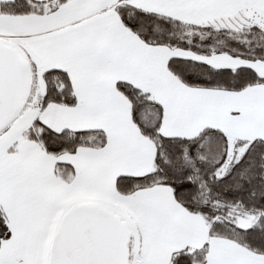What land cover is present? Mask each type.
I'll list each match as a JSON object with an SVG mask.
<instances>
[{
	"label": "crops",
	"instance_id": "obj_1",
	"mask_svg": "<svg viewBox=\"0 0 264 264\" xmlns=\"http://www.w3.org/2000/svg\"><path fill=\"white\" fill-rule=\"evenodd\" d=\"M118 5L194 27L230 33L258 31L264 37V0H67L41 14L0 15V44L14 51L30 72L25 98L33 78L39 85L36 120L54 133L99 131L105 136L102 148L80 147L73 153L51 156L28 130L31 123L8 145L0 146V209L12 228L10 238H15L27 223L26 217L32 219L33 198L50 186L57 191V208L50 226L44 229L45 255L50 231H54L63 213L77 206H95L118 215L132 196H138V206L130 211L134 210L143 223V216L148 213L138 208L145 197L152 195L162 200V210L153 213L152 229L171 233L169 238L174 243L182 238L178 244L181 250L207 246L204 264L264 263V255H250L232 241L209 236L205 218L181 207L167 186L126 196L119 194L115 186L120 177L149 174L155 158L153 142L141 135L133 123L131 105L117 91V83L131 85L160 106L161 136L194 139L203 131L212 130L226 139L231 159H236L246 144L264 141V84L238 92L193 88L171 74L167 63L181 59L214 69L248 68L264 78V60L225 53L198 55L148 45L123 25L116 12ZM52 70L68 76L74 106L49 103L41 107L45 93L42 76ZM242 143L245 146L239 145ZM57 166L67 168L65 177L57 173ZM175 231L182 235L177 236ZM137 263L144 262L141 258Z\"/></svg>",
	"mask_w": 264,
	"mask_h": 264
},
{
	"label": "trees",
	"instance_id": "obj_2",
	"mask_svg": "<svg viewBox=\"0 0 264 264\" xmlns=\"http://www.w3.org/2000/svg\"><path fill=\"white\" fill-rule=\"evenodd\" d=\"M66 1L0 2V15L41 14ZM116 12L123 25L148 45L187 50L198 55L225 53L247 60H264V37L261 38L258 31L230 33L211 27L199 28L127 5H118ZM167 68L183 84L193 88L238 92L264 84V78L248 68L214 69L201 62L181 59H170ZM42 80L45 93L41 107L49 103L75 105L71 83L65 73L48 71ZM116 89L129 101L132 121L141 135L155 146L154 169L142 177L118 178L117 192L126 196L154 186H167L181 207L205 218L209 236L232 241L264 255V141L246 144L243 153L230 160L228 170L218 175L217 171L228 157V143L222 135L205 130L194 139L165 138L159 133L160 106L127 83H117ZM28 130L51 156L73 153L80 147L102 148L105 144V136L99 131L54 133L37 120ZM239 145L245 146L244 143ZM216 146L218 150L214 149ZM67 171L66 167L57 166V173L62 177ZM236 211L255 214L257 223L248 229L239 228L235 222ZM9 238L10 229L0 209V244ZM206 256L205 245L194 251L181 250L172 255L170 264H204Z\"/></svg>",
	"mask_w": 264,
	"mask_h": 264
},
{
	"label": "rangeland",
	"instance_id": "obj_3",
	"mask_svg": "<svg viewBox=\"0 0 264 264\" xmlns=\"http://www.w3.org/2000/svg\"><path fill=\"white\" fill-rule=\"evenodd\" d=\"M199 35L202 36V34ZM38 91L39 85L36 79L33 78L28 96L26 98L24 97L22 101V108H20L11 121L0 130V146H3L4 144L8 145L17 133L24 131V129L36 120L35 111L39 105V98H37ZM218 142L220 143V141ZM214 149L218 150L219 148L216 146ZM231 157L232 154L230 153V149H228L227 163L217 171L218 175L228 170V160L231 159ZM166 189L168 193L171 191L169 187H166ZM56 196L57 191L50 186L46 191L43 190L42 195H37L33 198L31 212L32 219L26 217L27 223L24 224L21 230H18L15 238L12 235L9 240L1 242L0 264H48L52 237L61 219H59V222H57L54 227V231H50L51 234L49 235L48 240H50V238L51 240L49 242V249H47V255H45L46 249L44 245L47 238L44 236V229L47 228V226H50L48 223L51 220V215L57 208ZM137 197L138 196H132L127 202V208L125 207V209H122V212L119 211L121 217H119V214L115 215L113 211L102 209L100 207L96 208L111 213L124 226L127 233L128 264H138L137 261L141 258L144 262L143 264H170L172 255L181 251L182 247L178 244H181L182 238L177 241L179 243H174L173 239L169 238L171 233H158L152 229L154 223V221H152L153 213L162 210L160 205L162 200L156 199L152 195L145 197L144 202L141 203V207L138 208L139 210L148 213L146 216H143L146 218V222L142 223L140 219L135 216L134 210L130 211V208L138 206L139 199H137ZM145 204H148V206H144ZM64 214L65 213H63V215ZM235 222L240 228L248 229L257 223V216L247 212L236 211ZM173 233L177 236L179 233L182 235L181 231H175ZM248 253H251L250 255H257L251 251Z\"/></svg>",
	"mask_w": 264,
	"mask_h": 264
},
{
	"label": "water",
	"instance_id": "obj_4",
	"mask_svg": "<svg viewBox=\"0 0 264 264\" xmlns=\"http://www.w3.org/2000/svg\"><path fill=\"white\" fill-rule=\"evenodd\" d=\"M29 80L30 72L19 56L0 44V130L20 109ZM48 264H128L126 230L105 210L77 206L61 218Z\"/></svg>",
	"mask_w": 264,
	"mask_h": 264
}]
</instances>
